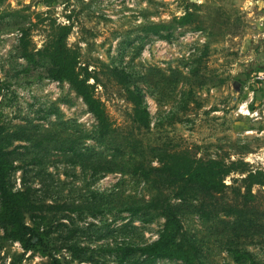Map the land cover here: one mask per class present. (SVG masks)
<instances>
[{
	"label": "rangeland",
	"instance_id": "obj_1",
	"mask_svg": "<svg viewBox=\"0 0 264 264\" xmlns=\"http://www.w3.org/2000/svg\"><path fill=\"white\" fill-rule=\"evenodd\" d=\"M188 9L194 21L179 26L174 18ZM53 22L73 25L68 43L99 79L96 95L114 123L111 134L97 133L83 99L48 76L46 60L34 67L22 56L24 30L39 49ZM152 23H173L171 37L147 33ZM260 75L264 0H3L0 118L29 136L10 146L17 166L10 180L30 189L38 209L27 223L41 241L25 249L0 226V264H128L114 249L158 238L165 222L153 204L159 196L172 202L198 247L196 264H264V185L252 187L246 204V172L228 175L221 194L186 199L157 177L133 173L140 162L158 166L166 149L264 171ZM129 89L142 91L150 128L133 120ZM241 104L251 114L238 113Z\"/></svg>",
	"mask_w": 264,
	"mask_h": 264
},
{
	"label": "trees",
	"instance_id": "obj_2",
	"mask_svg": "<svg viewBox=\"0 0 264 264\" xmlns=\"http://www.w3.org/2000/svg\"><path fill=\"white\" fill-rule=\"evenodd\" d=\"M3 0H0V4ZM194 21V13L187 10L183 15L176 16L174 22L179 26L191 24ZM173 23H152L145 27L147 33L169 39ZM52 32L43 47L37 48L30 37V31L25 29L20 38L22 56L34 67L42 61L48 63V76L61 82H68L71 88L83 99L89 112L97 120V133L106 136L114 131V123L107 111L104 101L96 95L98 77L87 64L81 61L80 48L68 43L69 35L73 30L71 23L53 22ZM166 32V33H165ZM168 32V33H167ZM118 71V69H114ZM119 75L125 77L122 71ZM7 86L1 84L2 92ZM127 99L133 106V120L141 127L150 128L151 115L140 89H129ZM10 131L2 123L0 118V226L4 230L5 239L17 241L25 249H31L40 237L36 229L27 223V216L35 215L38 206L32 201L30 189H15L11 182V175L17 166L12 158L16 149H10L14 140H28L26 132ZM158 166H146L144 162L138 163L133 173L145 179L157 177L160 183H167L176 187V196L184 198L190 194L202 193L208 195L225 192L227 184L225 178L232 172L241 169L247 175L244 178L248 194L245 195V203L252 198V187L264 185L263 170L246 169L242 163L231 161L227 163L222 159L198 158L190 154L188 150L166 149L159 153ZM248 198V199H247ZM165 218L163 228L158 238L145 245H119L114 251L119 253V261L128 264H154L158 259H176L185 264H196L199 258V249L191 241L184 228L176 208L167 197L159 196L153 203ZM44 218V217H43ZM247 222L250 223L249 220ZM249 226V224L247 223ZM264 231V225H260ZM75 254L79 249L73 247ZM239 259L241 255L237 256ZM132 259V260H131ZM11 264H19V259H14ZM54 264H60L55 261Z\"/></svg>",
	"mask_w": 264,
	"mask_h": 264
},
{
	"label": "built area",
	"instance_id": "obj_3",
	"mask_svg": "<svg viewBox=\"0 0 264 264\" xmlns=\"http://www.w3.org/2000/svg\"><path fill=\"white\" fill-rule=\"evenodd\" d=\"M259 79H263L264 78V75H260L258 77ZM238 113H241V114H251L250 112V109L248 107H245V104H241L240 107L238 108Z\"/></svg>",
	"mask_w": 264,
	"mask_h": 264
}]
</instances>
